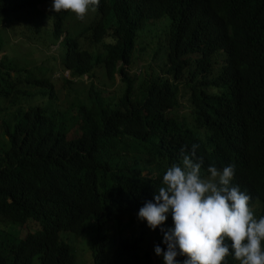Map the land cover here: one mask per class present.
<instances>
[{"label": "trees", "instance_id": "obj_1", "mask_svg": "<svg viewBox=\"0 0 264 264\" xmlns=\"http://www.w3.org/2000/svg\"><path fill=\"white\" fill-rule=\"evenodd\" d=\"M52 3L0 0V264H78L62 232L83 235L93 225V264H164L154 251L167 247L159 228L141 220L125 236L122 224L153 199L185 144L200 145L204 169L234 164L232 183L264 216V0H100L83 21L54 16ZM37 16H47L52 44L67 32L64 22L85 26L60 42L62 65L78 80L99 67L120 74L119 97L106 98L92 81L86 101L57 108L55 83L42 73L53 56L25 66L5 44L3 28L31 31ZM162 17L169 21L157 33L170 52L156 66L168 76L138 81L128 67L139 32ZM194 62L184 83L191 110L180 114L179 80ZM165 227H174L170 213ZM227 264L239 262L230 255Z\"/></svg>", "mask_w": 264, "mask_h": 264}, {"label": "clouds", "instance_id": "obj_2", "mask_svg": "<svg viewBox=\"0 0 264 264\" xmlns=\"http://www.w3.org/2000/svg\"><path fill=\"white\" fill-rule=\"evenodd\" d=\"M99 5L100 0H53L51 10L73 13L83 21ZM64 28L67 32L53 45L60 47L70 34L65 22ZM64 72L75 79L65 68L59 77ZM199 147L192 143L180 148L179 162L167 167L163 186L138 211V219L163 234L167 247L156 245V255L163 257L164 264H181L177 256L185 257L183 264H227L230 255L239 264H264V216L257 218L250 195L232 183L235 165L219 169L210 164L204 169ZM169 213L174 227L166 228Z\"/></svg>", "mask_w": 264, "mask_h": 264}, {"label": "rangeland", "instance_id": "obj_3", "mask_svg": "<svg viewBox=\"0 0 264 264\" xmlns=\"http://www.w3.org/2000/svg\"><path fill=\"white\" fill-rule=\"evenodd\" d=\"M58 14L59 13H54L53 15L56 16ZM167 20L169 21L168 17L153 19L151 20L152 22H149L154 25L152 29H148V27H146L139 32L136 46L133 51V59L131 61V65L128 67L131 76H133L135 73L140 74L137 76L139 77L138 81L146 78L148 79L152 74L159 75L161 77H164V75H166L163 67L158 65L165 64L166 58H168V54L170 52V47H168V42L163 40V38L165 37H161L160 33L157 32L159 28H162L167 24ZM43 21L40 16H37L35 20H32L31 22L33 29L31 31H24V29L21 28L20 25L12 26L11 29L7 27L3 28L8 33V39L5 41V44H7L9 50L12 51V54L14 56L13 58L16 59L20 64L25 66H34L37 64V60L39 58H44L49 55L53 56V60L48 63L49 68L46 70V72H44V69L42 68V73L43 75L45 73L48 77H51L53 82L55 83L54 93L55 102L58 105L57 108L67 110L73 103H76L78 101H86V89L92 81L95 85V88L98 91L101 90L106 98H114L115 100L117 97H119L124 86V83L121 81L120 74H117L116 77L112 79L106 74L105 69L102 67L96 68V75L91 79L85 77V79H68V81H66L67 77L65 76V72L63 73V76L66 78H59V73L64 69L62 65V53L59 52L60 47L51 43L52 33L48 30L49 24L47 16L43 19ZM3 23L5 24V21H3ZM65 24L68 27L70 35L72 36L78 34L80 30L85 27L84 26L78 29L77 27L73 26L70 21H67ZM5 30H2V32H4ZM19 30L20 33L17 32ZM22 32L26 34L33 33V36L31 37L36 38V40L29 42L28 38H24ZM153 37H156V39L153 40ZM23 41L28 42V44L23 45ZM141 46H144L146 48L144 52L141 51ZM15 49L21 53L19 56H16L14 52ZM33 51L37 52L32 54ZM215 62L216 68H218L223 63V58L218 56ZM156 64L158 65L156 66ZM40 65L42 67L43 63H41ZM191 68L192 66H190V68L183 76H181V79L179 80L182 87V104L180 103L178 106H176V108L178 109L180 114H184L185 112H189L191 110V108L189 107L190 101H188L189 88L184 85V83L189 80L188 75L190 74V71L193 70V68ZM4 101H6L5 97H0L1 106H3ZM16 101L18 103L22 101V99ZM17 103H15V105ZM5 110V116L10 118L11 115H8L9 107L5 108ZM174 114L177 115L176 110H174L173 115ZM133 215L134 214L128 215V218L125 219L124 223L122 224V231L125 236H132L135 233V230L137 232L140 230L138 224L141 220L138 219V215H136L135 220H133V218H131V216ZM96 226L97 225H93L83 235H78L74 232H62V238L71 245L78 264H93L94 242L97 237Z\"/></svg>", "mask_w": 264, "mask_h": 264}, {"label": "bare ground", "instance_id": "obj_4", "mask_svg": "<svg viewBox=\"0 0 264 264\" xmlns=\"http://www.w3.org/2000/svg\"><path fill=\"white\" fill-rule=\"evenodd\" d=\"M60 78V77H59Z\"/></svg>", "mask_w": 264, "mask_h": 264}]
</instances>
